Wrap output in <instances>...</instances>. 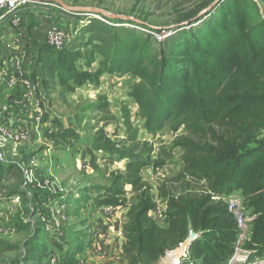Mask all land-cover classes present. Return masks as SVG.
<instances>
[{"label":"trees","instance_id":"trees-1","mask_svg":"<svg viewBox=\"0 0 264 264\" xmlns=\"http://www.w3.org/2000/svg\"><path fill=\"white\" fill-rule=\"evenodd\" d=\"M142 1L156 11L168 9L173 16L178 30L163 39L168 43L157 40L168 33L166 27L147 25L144 19L133 25L146 33L94 20L85 28L86 43L61 49L39 44L31 58L30 80L34 86L39 81L38 90L44 92L57 86L60 93H73L84 85L98 86L104 75L130 76L127 96L147 133L156 137L166 128L172 131V141L157 147L139 139L123 105L124 138L112 140L95 126L86 147L88 167L94 172L99 171L97 153L126 162L111 173L108 186L98 189L94 206L127 210L121 247L127 264H158L191 231L197 238L182 264H226L234 251L237 226L225 201L234 193L253 216L244 248L250 259L264 258V0L135 3ZM214 3L215 9L195 22ZM96 57L98 67L92 71ZM100 101L99 122L110 121L108 104ZM49 117L43 114L41 123ZM52 123L55 129L44 131L43 140L54 148L72 147L81 140L71 123L65 125L57 117ZM181 128L184 133L177 134ZM177 149L182 151L180 171L172 178L158 177L153 189L143 171L150 168L155 175L174 159ZM129 195H136V201L130 203ZM158 200L165 206L161 225L149 216ZM30 227L29 222L14 225L25 232ZM24 248L20 263L0 264L40 263L48 250L46 244L33 242Z\"/></svg>","mask_w":264,"mask_h":264},{"label":"rangeland","instance_id":"rangeland-1","mask_svg":"<svg viewBox=\"0 0 264 264\" xmlns=\"http://www.w3.org/2000/svg\"><path fill=\"white\" fill-rule=\"evenodd\" d=\"M61 1L68 7L94 8L133 20L144 19L147 25L166 27L171 35L175 31L174 18L169 16L168 9L156 11L148 1L137 4L135 0ZM15 17H20V23L13 25L10 21L15 18H8L0 26V152L3 158L0 163V262L20 263L25 254V243L33 242L46 244L48 250L40 263L29 264H122L118 245L126 234L123 230L126 217L120 214L119 219L113 218L114 210L96 208L94 199L100 187L109 185L111 173L123 169L126 162L97 153L99 171L94 172L88 167L85 150L93 139V127L104 129L112 140H121L125 129L120 110L126 105L139 139L157 147L169 144L174 135L169 128L156 137L147 133L144 122L135 116L136 106L127 96L130 76L104 75L98 86L84 85L73 93H60L57 86L44 92L38 90L39 81L35 86L31 82V58L37 46L47 42L48 31L57 30L63 37L64 46H77L87 42L89 33L85 28L94 20L100 21L98 17L68 13L52 1L24 5ZM109 23L104 24L142 33L147 31L137 28L133 22L119 20ZM162 43L168 41L165 39ZM98 61L96 57L92 71L97 69ZM82 70L87 71L86 68ZM100 99L108 104L110 121L99 122L103 117L97 111ZM45 113L50 117L42 124ZM54 117L65 125L71 123L80 133L81 140L76 145L54 148L43 140L44 131L55 129ZM182 133L183 128L177 134ZM181 154L182 151L177 149L174 159L155 175L146 168L143 178L155 189L158 177L176 176L182 166ZM20 193L25 195L24 198L18 196ZM35 194L39 195L37 199L33 198ZM153 194L156 195V191ZM235 194L241 199L238 193ZM136 199V195L128 196L130 203ZM161 210V201L158 200L150 217L157 219ZM21 222L31 224L30 232L14 228ZM35 233H39L38 237ZM100 244L106 245L107 249L100 251ZM4 245H16L18 249L8 250ZM177 250L169 252L161 263L175 260L177 264L181 260ZM245 264H264V258L250 259Z\"/></svg>","mask_w":264,"mask_h":264},{"label":"built area","instance_id":"built-area-1","mask_svg":"<svg viewBox=\"0 0 264 264\" xmlns=\"http://www.w3.org/2000/svg\"><path fill=\"white\" fill-rule=\"evenodd\" d=\"M41 3H29L27 0H0V26L3 23L7 22V19L15 18L13 21H10L13 25L20 23V17H15L17 13H19L22 6H32L39 5ZM101 22L109 23L106 19L101 18L100 16H96ZM111 24V23H109ZM113 24V23H112ZM170 33H164L161 37H157V40H163L168 37ZM47 44L55 47L56 49H61L64 47V41L62 35L57 30L48 31L46 34ZM2 101L0 100V109L2 108ZM5 109V108H4ZM2 147L0 146V151ZM3 162V158L0 152V163ZM226 205L229 213L234 217L236 226H237V237L234 243V251L231 258L228 260L226 264H245L248 260H250V253L245 250L244 246L246 243L250 241L251 234V221L253 220V216L247 211L243 204L242 200L238 195L232 194L226 199ZM186 254L183 257H186ZM182 257V258H183ZM181 258V259H182ZM183 262L180 260L177 264H182Z\"/></svg>","mask_w":264,"mask_h":264},{"label":"water","instance_id":"water-1","mask_svg":"<svg viewBox=\"0 0 264 264\" xmlns=\"http://www.w3.org/2000/svg\"><path fill=\"white\" fill-rule=\"evenodd\" d=\"M29 3H43V2H48V1H52L56 4V6L60 7L61 9H63L64 11L68 12V13H75V14H79V13H85V14H89L92 16H102L104 18H107L111 21H126V22H135L137 24H139L138 21L133 20L131 18L125 17V16H119V15H111L108 14L102 10L99 9H94V8H77V7H68L66 6L61 0H27ZM216 7V3L210 5L207 9H205L195 20V22L199 21V19L201 17H204L208 14H210ZM189 25H187L188 27ZM173 30H178L177 27H173ZM170 32V31H169ZM197 238V235L195 233H193L192 231L189 233V236L187 237V239L179 246L177 252V255H180L179 257L182 258L186 252H188L189 247L191 242Z\"/></svg>","mask_w":264,"mask_h":264},{"label":"crops","instance_id":"crops-1","mask_svg":"<svg viewBox=\"0 0 264 264\" xmlns=\"http://www.w3.org/2000/svg\"><path fill=\"white\" fill-rule=\"evenodd\" d=\"M144 174V173H143ZM235 194V193H234ZM161 205H162V210L160 211V217H158L157 219H155V218H153V217H151L153 220H155L158 224H162L163 223V221H164V218H165V206L161 203ZM107 208H111V209H113L114 211V217L113 218H120V216L122 217L123 215H124V218L126 217V213H127V210L124 208V207H107ZM123 209V211H119L120 209ZM156 208H157V206H156ZM155 208V209H156ZM154 209V210H155ZM153 211V210H152ZM152 211H150V213H152ZM150 213H149V216H150ZM121 214V215H120ZM120 215V216H119ZM111 219H112V217H111ZM113 220V219H112ZM125 239H126V234L125 235H123L122 237H121V239H120V243H119V245H118V251L121 253V247H122V245L124 244V242H125ZM105 249H107V246L106 245H101L100 244V251H103V250H105ZM121 260H122V264H127L126 263V261H124L122 258H121ZM179 262H180V260H179ZM169 262L168 261H164V262H162L161 263V260H160V262H158V264H168Z\"/></svg>","mask_w":264,"mask_h":264},{"label":"bare ground","instance_id":"bare-ground-1","mask_svg":"<svg viewBox=\"0 0 264 264\" xmlns=\"http://www.w3.org/2000/svg\"><path fill=\"white\" fill-rule=\"evenodd\" d=\"M172 258H173V257H172ZM168 262H169L168 264H176V263H175V260H168Z\"/></svg>","mask_w":264,"mask_h":264}]
</instances>
